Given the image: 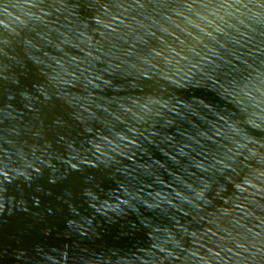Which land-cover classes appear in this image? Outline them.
Masks as SVG:
<instances>
[{
	"label": "water",
	"instance_id": "95a60500",
	"mask_svg": "<svg viewBox=\"0 0 264 264\" xmlns=\"http://www.w3.org/2000/svg\"><path fill=\"white\" fill-rule=\"evenodd\" d=\"M0 264H264V0H0Z\"/></svg>",
	"mask_w": 264,
	"mask_h": 264
}]
</instances>
